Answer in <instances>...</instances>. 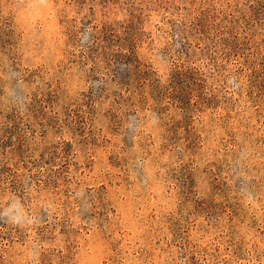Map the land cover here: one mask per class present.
Instances as JSON below:
<instances>
[{
	"label": "rangeland",
	"instance_id": "rangeland-1",
	"mask_svg": "<svg viewBox=\"0 0 264 264\" xmlns=\"http://www.w3.org/2000/svg\"><path fill=\"white\" fill-rule=\"evenodd\" d=\"M0 264H264V0H0Z\"/></svg>",
	"mask_w": 264,
	"mask_h": 264
}]
</instances>
